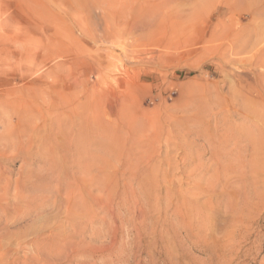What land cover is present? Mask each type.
Listing matches in <instances>:
<instances>
[{"label":"rangeland","instance_id":"1","mask_svg":"<svg viewBox=\"0 0 264 264\" xmlns=\"http://www.w3.org/2000/svg\"><path fill=\"white\" fill-rule=\"evenodd\" d=\"M0 264H264V0H0Z\"/></svg>","mask_w":264,"mask_h":264}]
</instances>
